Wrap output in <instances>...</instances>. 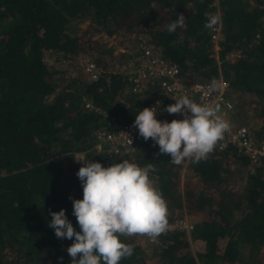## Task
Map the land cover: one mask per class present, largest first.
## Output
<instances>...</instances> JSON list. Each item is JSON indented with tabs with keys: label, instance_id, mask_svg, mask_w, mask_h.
Wrapping results in <instances>:
<instances>
[{
	"label": "trees",
	"instance_id": "16d2710c",
	"mask_svg": "<svg viewBox=\"0 0 264 264\" xmlns=\"http://www.w3.org/2000/svg\"><path fill=\"white\" fill-rule=\"evenodd\" d=\"M213 9L215 49L205 27ZM178 13L185 25L169 33ZM115 33L129 44L142 36L193 80L220 76L236 100L234 116L249 113L251 126L264 127V0H0V264H71L73 240L57 238L48 224L63 208L80 230L69 197L83 198L81 157L105 167L152 164L168 221L197 215L187 229L171 228L154 241L122 238L134 252L120 264H264V167L249 168L233 146L181 165L151 138L138 136L129 151L94 149L96 129L109 128L113 116L134 121L152 95L150 88L130 92L114 70L128 55L101 36ZM47 51L78 71L51 68ZM85 59L101 68L97 79L83 78Z\"/></svg>",
	"mask_w": 264,
	"mask_h": 264
},
{
	"label": "clouds",
	"instance_id": "9594fccd",
	"mask_svg": "<svg viewBox=\"0 0 264 264\" xmlns=\"http://www.w3.org/2000/svg\"><path fill=\"white\" fill-rule=\"evenodd\" d=\"M205 17V27L212 29L217 17L208 12ZM185 20L183 13H178L167 31L183 28ZM174 100L165 110L181 114L182 119L161 121L154 107H144L133 126L145 141L151 138L158 144L159 153L168 155L173 164L206 160L229 129L228 121L220 114L219 105L197 103L187 95ZM76 161L83 162L76 173L83 198H69L80 230L74 228L63 208L51 212L48 224L57 238L73 240L67 247L71 264H120L134 252V245L122 238L147 236L154 241L166 231L167 204L150 178L154 165L141 167L121 160L105 167L86 157Z\"/></svg>",
	"mask_w": 264,
	"mask_h": 264
},
{
	"label": "built area",
	"instance_id": "2783aa9c",
	"mask_svg": "<svg viewBox=\"0 0 264 264\" xmlns=\"http://www.w3.org/2000/svg\"><path fill=\"white\" fill-rule=\"evenodd\" d=\"M219 37L217 17V24L210 33L214 48ZM118 49L128 56L125 61L114 63V70L126 77L127 89L130 92L141 93L148 88L151 89L152 95L145 107H154L158 120L170 122L173 119H182L181 114H169L165 109L169 104L176 102L174 99L184 95L197 103L219 105L220 114L228 121L229 129L225 131L223 139L216 147L233 146L248 159L249 168L264 167V127L255 128L234 116L236 100L231 97L226 81L220 76L193 80L188 75H182L174 62L163 57L158 49L140 35H134L132 43ZM235 55V51H230L226 57L232 59ZM100 73L101 68L92 60H84L81 74L85 80H95ZM84 105L91 106L89 101H85ZM133 123L134 121H122L111 117L109 128L100 127L94 132V149L129 151L139 136L138 128L134 127ZM174 227L187 229L189 224L184 217H174L168 221L166 230Z\"/></svg>",
	"mask_w": 264,
	"mask_h": 264
},
{
	"label": "rangeland",
	"instance_id": "374dc122",
	"mask_svg": "<svg viewBox=\"0 0 264 264\" xmlns=\"http://www.w3.org/2000/svg\"><path fill=\"white\" fill-rule=\"evenodd\" d=\"M210 14H214L216 17H219V10L218 9H213ZM86 24V21H80L78 22V27H84ZM101 39H103L107 44L109 45H112L113 46V52H117L119 51L118 48L120 47H125L129 41H123V42H120V40L122 39V34L120 33H115V34H111L109 36H105V35H102L101 36ZM214 48V47H213ZM215 49V48H214ZM44 60L45 62L48 64V66H50L51 68H66L68 71H71V70H77L78 71V67L77 65H69V62L67 61H62L61 59H59L57 57V54L55 52H51V51H47L44 55ZM77 60V59H76ZM246 117L243 118V117H238L237 116V119L239 120H243L244 122H249V121H253L252 119V116L246 112H244ZM182 173L184 174H188V171L187 170H183L181 169L180 170ZM185 216V219L187 222H191L192 220L196 219L197 218V215H184ZM223 242H224V239L220 238L218 240V247L221 248V246L223 245ZM190 248L191 250H194L197 245L195 243H193L191 240H190Z\"/></svg>",
	"mask_w": 264,
	"mask_h": 264
}]
</instances>
